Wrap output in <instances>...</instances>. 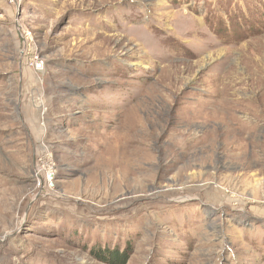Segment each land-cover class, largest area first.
Instances as JSON below:
<instances>
[{
	"label": "rangeland",
	"instance_id": "1",
	"mask_svg": "<svg viewBox=\"0 0 264 264\" xmlns=\"http://www.w3.org/2000/svg\"><path fill=\"white\" fill-rule=\"evenodd\" d=\"M263 105L264 0H0V264H264Z\"/></svg>",
	"mask_w": 264,
	"mask_h": 264
},
{
	"label": "bare ground",
	"instance_id": "2",
	"mask_svg": "<svg viewBox=\"0 0 264 264\" xmlns=\"http://www.w3.org/2000/svg\"><path fill=\"white\" fill-rule=\"evenodd\" d=\"M254 69V68H253ZM255 70V69H254ZM252 72V71H251ZM255 74V73H254ZM251 76V75H250ZM226 77V76H225ZM253 78V77H252ZM253 80V79H252ZM224 82V81H223ZM259 83V82H258ZM236 85V84H235ZM232 86V85H231ZM211 89V88H210ZM252 100V99H251ZM243 101H246V100H242L241 102H243ZM238 105V104H237ZM264 106V105H263ZM216 110V109H215ZM260 110V109H259ZM214 113V112H213ZM213 113H212V115H213ZM211 114V113H210ZM220 114V113H219ZM254 117L253 118H251L250 119V121L251 122H248V124H251V126H253V122L254 121H256V118H258L259 116H258V114L256 113V114H254L253 115ZM220 117L226 122V128H225V132H226V134H227V138L225 139V146L226 147H233L234 146V142H236L240 137H238V136H234L233 134H232V136L230 137L228 134H229V131H234L235 133H237L236 132V130H237V127H235L234 128V125L236 124V120H235V118H234V116L231 114V115H228V114H226L225 112L224 113H221L220 114ZM212 118H214V116L212 117ZM224 122V123H225ZM221 129V128H220ZM222 132V131H221ZM225 134V135H226ZM224 135V134H223ZM224 135V136H225ZM237 135V134H236ZM176 140V139H175ZM178 140V139H177ZM180 150V149H179ZM40 170L39 169H37L36 170V173H35V175H38ZM17 229V228H16Z\"/></svg>",
	"mask_w": 264,
	"mask_h": 264
},
{
	"label": "built area",
	"instance_id": "3",
	"mask_svg": "<svg viewBox=\"0 0 264 264\" xmlns=\"http://www.w3.org/2000/svg\"><path fill=\"white\" fill-rule=\"evenodd\" d=\"M21 37L23 39V48L27 49L30 52V59H31V65L36 70H41L42 63L40 59L38 58V55L33 52V48L31 46V37L30 33L27 30L21 31Z\"/></svg>",
	"mask_w": 264,
	"mask_h": 264
},
{
	"label": "trees",
	"instance_id": "4",
	"mask_svg": "<svg viewBox=\"0 0 264 264\" xmlns=\"http://www.w3.org/2000/svg\"><path fill=\"white\" fill-rule=\"evenodd\" d=\"M107 253H110L112 255H115V258L119 260V263L123 264L126 260H127V257L125 254H118V251H114L113 253L111 251H107Z\"/></svg>",
	"mask_w": 264,
	"mask_h": 264
}]
</instances>
